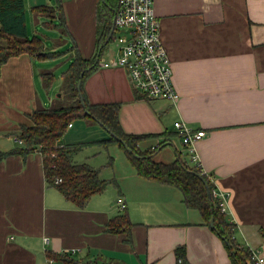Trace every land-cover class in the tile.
Masks as SVG:
<instances>
[{"label": "crops", "instance_id": "0c3cea01", "mask_svg": "<svg viewBox=\"0 0 264 264\" xmlns=\"http://www.w3.org/2000/svg\"><path fill=\"white\" fill-rule=\"evenodd\" d=\"M98 2L24 0L27 38L44 45L30 29L31 14L32 28L40 23L36 15L48 29L60 22L33 7L61 6L70 34L65 33L89 59L96 47ZM154 6L178 102L137 93L119 68L99 67L89 76L108 90L100 86L104 98L91 100L84 87L86 95L91 103H122L119 118L127 133L170 132L147 139L145 149L164 140L161 150L174 147L175 139L181 140L177 121L204 130L197 143L202 167L214 175L218 190L230 194L227 219L236 224L238 241L264 259V0H155ZM0 46L6 42L0 40ZM35 58L25 52L0 63V264H62L48 252L100 264H234L222 238L198 210L184 204L178 188L140 177L129 160L119 164L112 157L105 166L114 188L93 194L80 207L49 185L40 151L9 154L23 146L17 132L33 125L29 115L57 101L50 97L52 81L46 84L45 72H35ZM73 128L74 122L68 130ZM180 143L175 158L179 152L188 160ZM82 162L102 176L97 161L86 156ZM119 198L133 223L129 235L107 231L108 222L123 211ZM181 246L186 252L179 258Z\"/></svg>", "mask_w": 264, "mask_h": 264}, {"label": "trees", "instance_id": "16d2710c", "mask_svg": "<svg viewBox=\"0 0 264 264\" xmlns=\"http://www.w3.org/2000/svg\"><path fill=\"white\" fill-rule=\"evenodd\" d=\"M118 6L119 0H99L96 7L97 40L95 52L89 59H85L78 48L74 46L76 57L70 68L64 73L67 101L62 102L58 99L52 107H39L33 111L29 115L33 125H21L17 132V137L23 141V146L16 148L9 154L26 155L34 150L40 151L43 155L45 176L49 185L55 186L67 200L84 207L93 194L106 189L109 181L102 179L99 171L88 163L76 161V156L85 147V143L64 144L62 140L70 124L73 125L76 120H91L101 123L103 128L106 127L109 130L110 137L97 141V145L107 149L110 144H118L125 151L137 175L178 188L183 195L184 204L189 208L198 210L205 224H209L214 218L215 228L212 229L222 238L233 263L247 264L248 261L253 263L252 250L238 241L236 224L227 219L226 213L221 212L218 199L213 195L215 185L211 183L208 176L202 174L200 168L187 164L179 152L176 153V158L172 162L156 160L155 156L164 147L166 140L156 147L143 148L142 144L147 139L168 137L170 132L140 135L127 133L119 118L122 103H91L89 101L84 84L86 79L99 69L97 59L103 55L113 40L114 33L108 41ZM32 10L37 13L42 12L50 18L58 17L60 21L58 26L70 34L61 6L53 8L43 5L33 7ZM0 40L6 42L5 47L0 46V63L25 52L43 60L54 57L56 54V52L45 51L39 38H27L24 0H0ZM83 72L85 73L81 87L82 100L77 84ZM44 78L46 84L52 81V76L50 77L49 73H45ZM116 136L125 141L139 158L129 153ZM57 180L60 181L57 183ZM132 227L133 223L129 218L127 209L124 208L121 214L108 222L107 231L129 235ZM185 252L184 246L176 249V255L179 258L184 257ZM48 256L62 264H100L98 261L74 258L70 254L48 252ZM107 264L120 263L109 261Z\"/></svg>", "mask_w": 264, "mask_h": 264}, {"label": "built area", "instance_id": "2783aa9c", "mask_svg": "<svg viewBox=\"0 0 264 264\" xmlns=\"http://www.w3.org/2000/svg\"><path fill=\"white\" fill-rule=\"evenodd\" d=\"M154 5L155 0H119L112 40L117 46L116 53L105 59L101 56L98 65L103 69H125L133 89L148 99L177 103L179 93L174 84L172 60L162 42L161 26ZM175 129L181 137L190 165L200 168L202 174L214 183V178L203 169L197 150V143L205 137L206 132L195 130L183 121L175 122ZM213 195L218 199L221 212L227 214L230 194L215 187ZM118 203L122 209L125 208L122 198ZM251 258L257 264L264 263L257 251H253Z\"/></svg>", "mask_w": 264, "mask_h": 264}, {"label": "rangeland", "instance_id": "374dc122", "mask_svg": "<svg viewBox=\"0 0 264 264\" xmlns=\"http://www.w3.org/2000/svg\"><path fill=\"white\" fill-rule=\"evenodd\" d=\"M36 17L40 19V23H37V21H35V24L33 23L32 28V14L30 15L29 26L31 31H35V35L43 39L45 51H55L56 54L54 57L45 60L35 58V72L37 73L39 71H43L45 73H49V76H52V87L49 88L50 97L54 101H58L59 99V101L61 100L62 102H66L67 95L64 73L70 68L73 60L76 57V52L74 51V46L77 47L76 42H73L72 38L67 35L64 30L61 29V27L54 28L55 30L52 28H45L43 25H41V21L44 20V18L38 17L37 15ZM55 24L58 25L57 22ZM116 49V44L114 42H111L107 48V51H109V53H116ZM105 57L106 56L104 54L102 58L105 59ZM102 85L103 83L97 77H88L86 79L84 87L86 88V91L90 93L91 100L104 98V96H102L100 93V86L103 87V92H107L108 90ZM42 93L44 94V91H42ZM59 95H61V98ZM49 105H51V103L47 102L46 106ZM124 110L126 113V109ZM123 119H126V116L124 114ZM109 137V133L99 123L91 120H76L74 122V128L72 130L69 129L66 136H64V141L67 143H85V147L77 154L76 161L81 162L86 156L94 161H97V167L104 169L102 171L101 177L106 178L109 181L106 190H111L114 187L112 185L113 179H108L112 177V171L110 167L105 165L110 163L112 157H114L117 161L120 160V162H127L128 160L125 151L121 147H119L118 144H110L108 149H104V147L96 144L97 141L108 139ZM175 141L176 143L174 144V147L178 148L182 146V144L180 143L181 140L179 141L178 139H175ZM174 147L168 146L164 148L163 150L158 152V155L155 157V159L162 160L163 162H172L175 159ZM186 162L190 165L189 160H186ZM207 173L210 174L209 172ZM210 176L214 178L212 180L215 183L214 175L210 174ZM211 183L213 182L211 181Z\"/></svg>", "mask_w": 264, "mask_h": 264}, {"label": "water", "instance_id": "95a60500", "mask_svg": "<svg viewBox=\"0 0 264 264\" xmlns=\"http://www.w3.org/2000/svg\"><path fill=\"white\" fill-rule=\"evenodd\" d=\"M114 30H115V22L113 23V28H112L111 33H110V35H109V39H108V41L111 39V37H112V35H113V33H114ZM99 59H100V56H99V58L97 59V63H98ZM84 73H85V72H83V73L80 75V79H79L78 84H77V89H78V91H79V94H80V97H81L82 100H83V95H82L81 87H82V82H83ZM59 96H60V95H59ZM82 102H83V105H85L84 101H82ZM100 125L103 126L101 123H100ZM104 129H105L107 132H109V130H108L106 127H104ZM109 133H110V132H109ZM116 138L119 139V140L122 142V144L124 145L125 149H126L129 153L133 154L136 158H139V156L136 155V154L132 151V149L127 145V143H126L125 141H123L121 138H119V137H117V136H116ZM209 225H210L211 228H213V229L215 228V225H214V218L211 219Z\"/></svg>", "mask_w": 264, "mask_h": 264}, {"label": "bare ground", "instance_id": "6f19581e", "mask_svg": "<svg viewBox=\"0 0 264 264\" xmlns=\"http://www.w3.org/2000/svg\"><path fill=\"white\" fill-rule=\"evenodd\" d=\"M202 130V129H201ZM207 134V133H206ZM206 134H205V136H206ZM253 252V251H252ZM253 255V254H252Z\"/></svg>", "mask_w": 264, "mask_h": 264}]
</instances>
